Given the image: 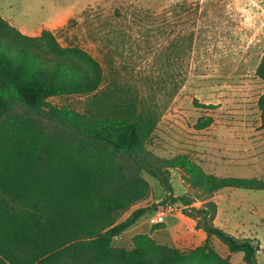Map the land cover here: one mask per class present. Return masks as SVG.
Here are the masks:
<instances>
[{
	"label": "trees",
	"instance_id": "obj_1",
	"mask_svg": "<svg viewBox=\"0 0 264 264\" xmlns=\"http://www.w3.org/2000/svg\"><path fill=\"white\" fill-rule=\"evenodd\" d=\"M256 75L264 83V54ZM102 79L83 49L61 46L49 30L23 34L0 17V264H233L237 253L257 264L259 241L215 226L212 197L227 188L264 191V179L218 177L185 154L156 157L148 145L159 116L151 107L138 112L134 99L116 92L99 97ZM72 96L88 98L84 112L49 102ZM257 107L264 125V93ZM211 123L200 118L194 128ZM170 170L183 174L194 196L171 194ZM143 171L169 192L161 205L180 207L206 235L201 246L159 243L151 233L163 224L113 246L150 210L137 208L118 222L150 193Z\"/></svg>",
	"mask_w": 264,
	"mask_h": 264
},
{
	"label": "rangeland",
	"instance_id": "obj_2",
	"mask_svg": "<svg viewBox=\"0 0 264 264\" xmlns=\"http://www.w3.org/2000/svg\"><path fill=\"white\" fill-rule=\"evenodd\" d=\"M0 17L29 36L49 30L61 46L94 57L102 68L99 97L116 92L134 99L138 112L151 107L159 118L148 150L156 157L185 154L218 177L264 179V125L257 107L264 83L256 75L264 54V0H0ZM174 79L181 82L176 92ZM49 102L84 112L88 98ZM207 117L210 126L196 130L197 120ZM141 174L150 193L118 222L144 207L150 209L145 220L164 213L172 226L178 217L174 247L192 248L189 219L178 206H162L169 192ZM183 178L170 170L171 194L194 196ZM212 201L215 225L235 237L257 239L256 262L264 264V191L227 188ZM213 247L226 254L219 241ZM241 257L230 260L245 264Z\"/></svg>",
	"mask_w": 264,
	"mask_h": 264
},
{
	"label": "crops",
	"instance_id": "obj_3",
	"mask_svg": "<svg viewBox=\"0 0 264 264\" xmlns=\"http://www.w3.org/2000/svg\"><path fill=\"white\" fill-rule=\"evenodd\" d=\"M223 190H225V189H223ZM216 215H217V213H216ZM142 218L135 225L129 227L119 237L113 239V244H114L115 241H117V242L123 241V238L128 233H133V234L131 235V237L129 239H127V241L125 243H127V242L129 243L130 240H131V238L134 235H137V234H149L151 232V228L154 226L151 223V221H150L151 218H150V220H145L144 216ZM187 219H189V218H187ZM215 219H216V216H215ZM215 219H214V222H215ZM189 221H190V226H189V228H186V232H187V234L190 235V237H193L194 240H196L195 245L192 248L201 246L204 243V241L206 240V235L201 230H196L194 228L195 223L193 221H191V219H189ZM181 223H182V221H180L178 219V217H177V224L176 225L167 226L166 223H165V219H164L163 225L165 226V228L164 229H161V230H155V231H153L151 233V237L153 239H155L156 241H158L159 243H161V244H169L170 243V244H173L174 245L175 244V241H176L175 239L177 237V232L180 231V229H181ZM214 225H215V223H214ZM216 241H218V240H216V239H213L212 240V242L214 243L215 246H216ZM228 255H229V253H228V251L226 249V254H224V257L225 256H228Z\"/></svg>",
	"mask_w": 264,
	"mask_h": 264
},
{
	"label": "built area",
	"instance_id": "obj_4",
	"mask_svg": "<svg viewBox=\"0 0 264 264\" xmlns=\"http://www.w3.org/2000/svg\"><path fill=\"white\" fill-rule=\"evenodd\" d=\"M164 219H165L164 213H159L158 216L151 218L150 221L153 225H160L164 223Z\"/></svg>",
	"mask_w": 264,
	"mask_h": 264
}]
</instances>
